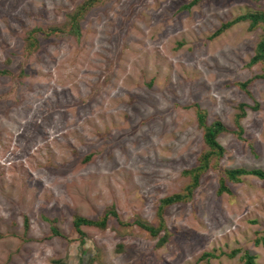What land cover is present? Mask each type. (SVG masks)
Listing matches in <instances>:
<instances>
[{
  "label": "rangeland",
  "instance_id": "374dc122",
  "mask_svg": "<svg viewBox=\"0 0 264 264\" xmlns=\"http://www.w3.org/2000/svg\"><path fill=\"white\" fill-rule=\"evenodd\" d=\"M83 1L0 0V264H244L245 251L264 264V178L219 192L226 169L264 171V71L248 65L261 30L239 21L214 36L264 0H106L80 37L40 31L27 53L30 30L63 24ZM194 104L229 128L225 154L192 200L166 207L159 247L134 221L158 225L160 200L189 182L206 148ZM111 208L81 243L74 215Z\"/></svg>",
  "mask_w": 264,
  "mask_h": 264
},
{
  "label": "trees",
  "instance_id": "16d2710c",
  "mask_svg": "<svg viewBox=\"0 0 264 264\" xmlns=\"http://www.w3.org/2000/svg\"><path fill=\"white\" fill-rule=\"evenodd\" d=\"M106 0H84L82 3L77 5L75 10L72 12L66 13V20L61 25H51L45 29L35 28L28 32L26 37L25 50L28 54H32L39 49L40 43L38 34L41 32L45 36H65V35H75L76 37L81 36V21L91 8L101 3H104ZM201 0H192L188 4L184 5L183 8H189ZM248 22L250 30H261L260 38L257 42L254 55L251 57L248 65L254 66L256 64H261V67L264 71V8L249 10L246 13L237 15L236 18L227 21L221 25V27L214 33V36H217L223 33L226 29L232 27L238 22ZM6 70L0 69V74L6 73ZM258 77L264 78V72L258 75ZM248 81L240 83V85L246 88ZM196 110L198 125L203 132V139L206 144V148L201 151L197 158V164L189 169L184 170V175L189 178V182L183 186L184 188L171 196L164 197L160 200V204L157 209V219L158 225H152L147 223L142 219H135L134 223L138 224L142 228L146 229L153 237H159L158 246H162L167 242L170 237V231L168 229L167 223L164 218V213L166 207L179 203V202H188L193 199L194 192L197 186L200 185L201 177L205 174L210 168H218L220 160L225 154L224 146L219 142L218 137L223 133L228 131V127L221 120H214L209 123L207 118V110L200 107L199 104L193 105ZM258 106V105H257ZM240 112L236 114L235 120L238 126L234 132L239 135L243 134V127L240 123L241 119L246 115V104L241 103L239 105ZM256 107V106H255ZM244 175H255L260 178H264V171L262 169H247L245 167L240 168H230L225 170V175L221 177L219 192L230 191L227 187V180L232 182H239ZM111 215L118 216L114 208L106 211V213L99 219H91L84 217L82 215H74L73 224L76 230L80 233L82 239L81 243L84 241L85 232L82 229L83 225L96 226L102 229H105L108 224V220ZM47 221L52 223V231L54 235H60V231L53 225V220L48 217H44ZM28 225V221H26ZM164 231V235H161V232ZM259 241L257 240V243ZM240 249H235L234 253H238ZM210 253H205L203 256H209ZM231 255V254H230ZM232 256V255H231ZM244 264H259L256 261V255L251 254L248 251H245L244 255L241 257ZM57 264H66L62 260H56Z\"/></svg>",
  "mask_w": 264,
  "mask_h": 264
}]
</instances>
